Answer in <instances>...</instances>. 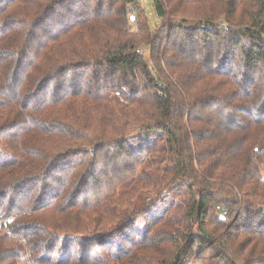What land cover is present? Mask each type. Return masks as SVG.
I'll return each mask as SVG.
<instances>
[{
	"label": "trees",
	"instance_id": "16d2710c",
	"mask_svg": "<svg viewBox=\"0 0 264 264\" xmlns=\"http://www.w3.org/2000/svg\"><path fill=\"white\" fill-rule=\"evenodd\" d=\"M151 1L0 0V264H264V0Z\"/></svg>",
	"mask_w": 264,
	"mask_h": 264
},
{
	"label": "rangeland",
	"instance_id": "374dc122",
	"mask_svg": "<svg viewBox=\"0 0 264 264\" xmlns=\"http://www.w3.org/2000/svg\"><path fill=\"white\" fill-rule=\"evenodd\" d=\"M140 5H142L143 9H145L147 16L150 20V24L154 27L155 25L158 24V20L156 16L154 15V8H153V3L151 0H139ZM162 195H167L163 193Z\"/></svg>",
	"mask_w": 264,
	"mask_h": 264
},
{
	"label": "built area",
	"instance_id": "2783aa9c",
	"mask_svg": "<svg viewBox=\"0 0 264 264\" xmlns=\"http://www.w3.org/2000/svg\"><path fill=\"white\" fill-rule=\"evenodd\" d=\"M223 215H227V212L225 211V212H223Z\"/></svg>",
	"mask_w": 264,
	"mask_h": 264
}]
</instances>
